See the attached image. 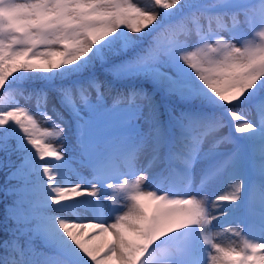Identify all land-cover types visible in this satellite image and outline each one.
I'll return each mask as SVG.
<instances>
[{"label":"snow or ice","instance_id":"6c2138e0","mask_svg":"<svg viewBox=\"0 0 264 264\" xmlns=\"http://www.w3.org/2000/svg\"><path fill=\"white\" fill-rule=\"evenodd\" d=\"M0 95V264H264V0H0Z\"/></svg>","mask_w":264,"mask_h":264},{"label":"rangeland","instance_id":"374dc122","mask_svg":"<svg viewBox=\"0 0 264 264\" xmlns=\"http://www.w3.org/2000/svg\"><path fill=\"white\" fill-rule=\"evenodd\" d=\"M134 2H136V3H138V4H141V5H147V4L150 3V0H134ZM129 34H130V35H137V34H133V33H129ZM5 102L7 103V104H6L7 106H5V107H3V108H7L10 104L13 103V101L10 100V99H8L7 97L5 98ZM33 110H34V109H33ZM41 126L47 128L49 131L53 130L52 126H51L49 123H47V122L42 123ZM237 135H239V134H237ZM71 144H72V140L69 139V141L66 142V145H65V146L68 148L69 155L72 154V152H71ZM57 146H59V142H57ZM72 179L75 180V177H72ZM59 182H60V181H59ZM62 182H63V181H62ZM78 199H80V198H79V197H76V196H73L71 202H75V201L78 200ZM62 203H63V202H62ZM214 223H215V222H214ZM231 226H232V227H235V225H231ZM88 231H89V233L91 234L94 230L89 229ZM229 236H230V234H229ZM109 239H110V235H108V234H104V237H103L102 240H97V239H96V240L94 241V243L97 244V245H101V246H102L103 244L108 243V242H109ZM231 239L234 240L237 244L240 243V240H239L238 237H234V236H233V237H231Z\"/></svg>","mask_w":264,"mask_h":264},{"label":"trees","instance_id":"16d2710c","mask_svg":"<svg viewBox=\"0 0 264 264\" xmlns=\"http://www.w3.org/2000/svg\"><path fill=\"white\" fill-rule=\"evenodd\" d=\"M145 31H147V29L145 30ZM5 96H3V95H0V108H3V107H5V106H7L6 104V102H5ZM43 163V162H42ZM0 254H2V253H0Z\"/></svg>","mask_w":264,"mask_h":264},{"label":"bare ground","instance_id":"6f19581e","mask_svg":"<svg viewBox=\"0 0 264 264\" xmlns=\"http://www.w3.org/2000/svg\"><path fill=\"white\" fill-rule=\"evenodd\" d=\"M218 214V213H217ZM215 222V221H214ZM213 222V223H214ZM104 236L98 237L97 240H102ZM111 237V236H110ZM225 242H230L227 237L224 238ZM232 240V239H231ZM104 245V244H103Z\"/></svg>","mask_w":264,"mask_h":264}]
</instances>
